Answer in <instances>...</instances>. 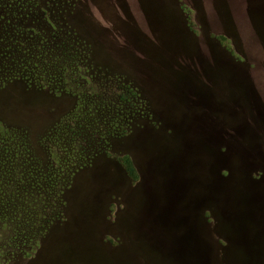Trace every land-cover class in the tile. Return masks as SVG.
Masks as SVG:
<instances>
[{"label": "rangeland", "instance_id": "obj_1", "mask_svg": "<svg viewBox=\"0 0 264 264\" xmlns=\"http://www.w3.org/2000/svg\"><path fill=\"white\" fill-rule=\"evenodd\" d=\"M0 120L73 166L0 264H264V0H0Z\"/></svg>", "mask_w": 264, "mask_h": 264}, {"label": "trees", "instance_id": "obj_2", "mask_svg": "<svg viewBox=\"0 0 264 264\" xmlns=\"http://www.w3.org/2000/svg\"><path fill=\"white\" fill-rule=\"evenodd\" d=\"M123 163L128 174L134 176L130 160L125 157ZM72 172L73 166L63 169L55 162L44 163L30 151L25 134L7 127L0 120V213L13 215L17 212L24 214V218L29 213L40 215L35 201L47 190L58 192V183L65 184ZM31 197L34 199L31 200ZM36 223V220L30 221V230L38 227ZM32 236L31 240L34 239V232Z\"/></svg>", "mask_w": 264, "mask_h": 264}]
</instances>
